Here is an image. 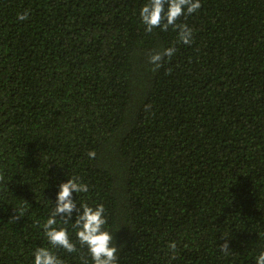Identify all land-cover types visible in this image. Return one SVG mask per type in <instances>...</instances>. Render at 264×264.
<instances>
[{"label":"trees","instance_id":"trees-1","mask_svg":"<svg viewBox=\"0 0 264 264\" xmlns=\"http://www.w3.org/2000/svg\"><path fill=\"white\" fill-rule=\"evenodd\" d=\"M145 2L0 0V264L50 247L40 225L73 176L78 202L104 205L116 264L264 251V0H201L177 21L187 45L145 30ZM76 246L53 251L93 264Z\"/></svg>","mask_w":264,"mask_h":264},{"label":"clouds","instance_id":"clouds-1","mask_svg":"<svg viewBox=\"0 0 264 264\" xmlns=\"http://www.w3.org/2000/svg\"><path fill=\"white\" fill-rule=\"evenodd\" d=\"M201 7V0H146L140 9V18L145 30L151 32L159 27L167 30L169 26L178 31V39L187 45L192 42L193 31L186 24L177 21L181 16L196 12ZM28 12L18 14V20L24 21ZM174 47L164 49L150 56V62L156 67L161 66L163 57H171ZM94 157L95 153L90 152ZM88 185L78 177H70L58 185L54 197V207L50 210L47 219L40 227L50 247H37L32 256V264H64V261L53 251L62 248L72 253L77 251L76 241L86 246L91 255L93 264H116L117 247L112 244L113 236L106 228L107 218L103 204L89 205L80 203L76 195L86 193ZM63 218L62 220L59 218ZM70 225V227H69ZM75 230L76 241L72 239L71 230ZM169 247L175 251L176 244L171 242ZM223 251H228L229 242L221 245ZM256 264H264V251L256 257Z\"/></svg>","mask_w":264,"mask_h":264}]
</instances>
